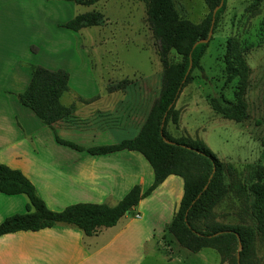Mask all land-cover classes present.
Instances as JSON below:
<instances>
[{"label": "rangeland", "instance_id": "obj_1", "mask_svg": "<svg viewBox=\"0 0 264 264\" xmlns=\"http://www.w3.org/2000/svg\"><path fill=\"white\" fill-rule=\"evenodd\" d=\"M8 2L14 5L9 6L7 39L0 41L7 49L0 63L7 68L8 77L14 76L17 80L14 89H9L10 94L18 97L24 92L33 66L68 73V90L61 98L64 104L76 95L105 96L111 86L123 81L122 89L111 88L120 101L121 128L91 125L85 129L58 130L61 139L57 137V140L100 146L135 136L136 127L142 124L159 95L163 69L158 41L147 21L145 2L98 0L89 6L73 0ZM173 2L179 16L193 23L200 22L210 12L205 0ZM88 11L102 13L105 23L79 31L61 26ZM230 38L239 42L249 67L243 95L248 116L241 122L224 118L210 105L213 98L236 101L238 78L228 77L224 63L225 46ZM169 59L174 62L180 57L172 51ZM201 66L202 69L192 71L190 81L175 102L179 110L178 124L169 121L166 129L175 137L189 135L202 139L215 156L232 164L239 172L248 163L259 162L264 168V0L258 6H253V0H226L201 58ZM4 75L6 72L2 69L0 78ZM24 109L32 113L26 106ZM29 125L32 127V123ZM182 182L177 205L183 195ZM244 205L234 192H229L214 209L217 220L226 224L249 222ZM174 206L167 202L162 210L157 207L147 216L145 221L152 229V246L170 224L177 208ZM128 215L136 216L133 211H128ZM163 238L159 251L148 248L149 255L142 264H218L221 260V255L212 248L191 252L178 246L168 230ZM254 247L258 260L264 263V237L257 235ZM222 264L232 263L226 260Z\"/></svg>", "mask_w": 264, "mask_h": 264}, {"label": "trees", "instance_id": "obj_2", "mask_svg": "<svg viewBox=\"0 0 264 264\" xmlns=\"http://www.w3.org/2000/svg\"><path fill=\"white\" fill-rule=\"evenodd\" d=\"M73 1L89 6L98 0ZM142 1L147 5V21L158 41V56L163 66L161 90L134 137L86 150L92 155L136 152L150 166L153 182L144 191L139 185H134L113 206L105 203H76L54 211L46 206L33 183L21 170L0 164V192L7 195L24 194L28 198L26 212L11 215L0 223V236L21 230L35 231L57 223L75 225L85 234L94 235L102 228L116 225L166 177L176 175L183 180V195L167 230L178 244L191 252H198L203 248L215 249L221 255L218 264L226 260H230L232 264H264L258 260L254 247L256 236L264 237L262 164L248 163L240 171L242 175H239L240 172L232 164L215 156L202 139L189 135L175 137L166 129L169 121L178 124L179 110L175 107V102L183 87L190 81L192 71L202 69L201 58L210 39L206 42L203 40L208 38L213 18L212 31L215 28L226 0H205L210 12L198 23L181 18L173 0ZM260 2L261 0H253V6H258ZM219 5L213 16L214 9ZM104 23L102 13L88 11L77 14L61 26L79 31ZM225 48V71L228 77L238 78L236 101L213 98L210 105L224 118L241 122L248 116L243 95L247 87L249 67L236 38L227 40ZM172 51L179 55L180 60L172 62L169 59ZM68 79L69 75L65 70L33 66L26 89L18 95L19 102L47 126L68 119L75 111L73 104L65 106L61 103L62 95L68 90ZM122 87L123 81L111 86L110 91ZM73 146L82 149L74 144ZM229 192H234L244 202L249 222L226 224L217 220L214 209Z\"/></svg>", "mask_w": 264, "mask_h": 264}, {"label": "crops", "instance_id": "obj_3", "mask_svg": "<svg viewBox=\"0 0 264 264\" xmlns=\"http://www.w3.org/2000/svg\"><path fill=\"white\" fill-rule=\"evenodd\" d=\"M12 5L14 2L0 0V41L7 39L9 6ZM5 50L0 44V62L7 55ZM2 69L6 76L0 78V164L21 170L49 209L60 211L76 203L113 206L134 185L144 191L153 182L150 166L136 152L92 155L86 149L94 146L57 140L58 130L85 129L91 125L121 128L116 92L92 97L76 95L68 104L61 101L65 106H75L74 115L47 126L32 111H25L18 97L10 94L9 89H14L17 80L14 76L9 78L7 68L0 63V72ZM26 121L27 127H30L29 122L32 127L27 128ZM181 181L180 176L166 177L131 210L139 216H130L127 212L116 225L102 228L94 235L63 223L2 235L0 264H142L149 255L148 248L159 251L169 224L161 239L152 246V229L145 220L155 208L166 207L167 202L170 206L177 205ZM27 205L28 198L23 194L0 192V223L11 215L26 212ZM175 243L180 246L176 239Z\"/></svg>", "mask_w": 264, "mask_h": 264}, {"label": "water", "instance_id": "obj_4", "mask_svg": "<svg viewBox=\"0 0 264 264\" xmlns=\"http://www.w3.org/2000/svg\"><path fill=\"white\" fill-rule=\"evenodd\" d=\"M222 4V2L220 3V5ZM220 5L219 6H217L215 9H214V11H213V16H214V14L216 13V11H217V9L220 7ZM213 23H214V18H213V20H212V25H213ZM212 25H211V28H210V31H209V35H208V38L207 39H205V40H203L204 42H206V41H208L209 39H210V37H211V34H212ZM241 249V245H239V250ZM239 257V252H237V258Z\"/></svg>", "mask_w": 264, "mask_h": 264}, {"label": "built area", "instance_id": "obj_5", "mask_svg": "<svg viewBox=\"0 0 264 264\" xmlns=\"http://www.w3.org/2000/svg\"><path fill=\"white\" fill-rule=\"evenodd\" d=\"M138 215H139V213L136 214V216H138Z\"/></svg>", "mask_w": 264, "mask_h": 264}]
</instances>
